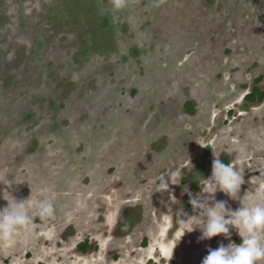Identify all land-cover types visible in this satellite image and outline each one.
Listing matches in <instances>:
<instances>
[{
  "label": "rangeland",
  "instance_id": "1",
  "mask_svg": "<svg viewBox=\"0 0 264 264\" xmlns=\"http://www.w3.org/2000/svg\"><path fill=\"white\" fill-rule=\"evenodd\" d=\"M114 3L0 0V208L9 195L56 206L32 236L0 240V264H201L239 234L185 233L168 263L141 245L168 221L173 234L175 209L194 214L181 196L201 191L213 155L244 179L239 199L217 201H264V101L243 100L264 78V0ZM134 205L140 224L118 236Z\"/></svg>",
  "mask_w": 264,
  "mask_h": 264
},
{
  "label": "clouds",
  "instance_id": "2",
  "mask_svg": "<svg viewBox=\"0 0 264 264\" xmlns=\"http://www.w3.org/2000/svg\"><path fill=\"white\" fill-rule=\"evenodd\" d=\"M114 6L124 7L126 0H115ZM213 156L215 159L211 175L207 179L200 177L203 181L199 183L201 191L193 194L187 188L184 189L194 214L189 215L183 207L174 211L173 224L179 226L180 235L174 242L172 252L185 233L199 230L198 239L201 241L216 236L230 240L231 231L235 230L241 242L209 248L201 264H264V201L256 198L236 210L228 207L226 201H217V191L232 200L239 199L238 193L244 179L234 167L224 163L218 156ZM165 175L169 178L167 173L160 174L155 191L167 190ZM9 197L7 206L0 208V240L6 242L14 241L19 235L26 238L32 236L35 220H46L56 212L55 203L51 199H38L30 203V197L19 201Z\"/></svg>",
  "mask_w": 264,
  "mask_h": 264
},
{
  "label": "flooded vegetation",
  "instance_id": "3",
  "mask_svg": "<svg viewBox=\"0 0 264 264\" xmlns=\"http://www.w3.org/2000/svg\"><path fill=\"white\" fill-rule=\"evenodd\" d=\"M263 76L262 75H258L256 78H254L252 85H250V87H248L247 91H245V94L243 96V100L247 103H262L264 101V86H260V83L263 80ZM255 89L257 90V92H254ZM189 104H191V110H189ZM185 109L188 113L190 114H194V102H192L191 100H188L185 102ZM210 148H207L204 152V156L203 159L199 165V172L203 171L206 168V164L204 162V160L207 158L208 160L210 159ZM209 157V158H208ZM225 157L222 159L224 160ZM226 161H223L224 163L228 164ZM204 167V169H203ZM185 184V183H184ZM182 198V203H186L185 207L188 208V194L185 193L181 196ZM142 208L140 205H134V206H130L127 207L119 216L116 226H115V233L119 236H126L128 234H130L133 229L140 224L141 220H142ZM168 220V219H167ZM39 222H41L38 219ZM169 223V221H168ZM168 223H164L161 224V229H160V235L155 237L152 241L151 244L147 243V240L145 239V241H143V244L141 245L142 248H146L149 247V249L151 248V250L153 252H149L154 254L153 257L155 256V254H158L161 256V258L163 259L164 263H168V261H170V259L173 257V252H172V248L174 245L175 240L177 239V237L180 235V228L178 225H176V228L173 230V234L170 237H163V235L165 234V230H166V226L168 225ZM89 242H91V240L88 238L87 240H84L82 244L79 245V248L82 251L88 250L90 249L91 245L89 244ZM160 243H164L165 245L168 246L161 248L160 247ZM163 244V245H164ZM92 248V247H91ZM171 257V258H170ZM170 258V259H169Z\"/></svg>",
  "mask_w": 264,
  "mask_h": 264
},
{
  "label": "trees",
  "instance_id": "4",
  "mask_svg": "<svg viewBox=\"0 0 264 264\" xmlns=\"http://www.w3.org/2000/svg\"><path fill=\"white\" fill-rule=\"evenodd\" d=\"M86 0H73V6L75 7V9L80 10L83 8V4L85 3ZM254 92H257V90L255 89ZM189 110H191V104H189Z\"/></svg>",
  "mask_w": 264,
  "mask_h": 264
}]
</instances>
